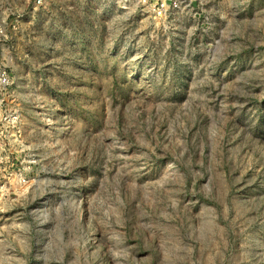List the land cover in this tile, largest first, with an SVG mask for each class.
I'll return each mask as SVG.
<instances>
[{"label": "rangeland", "instance_id": "rangeland-1", "mask_svg": "<svg viewBox=\"0 0 264 264\" xmlns=\"http://www.w3.org/2000/svg\"><path fill=\"white\" fill-rule=\"evenodd\" d=\"M0 264H264V0H0Z\"/></svg>", "mask_w": 264, "mask_h": 264}, {"label": "built area", "instance_id": "built-area-1", "mask_svg": "<svg viewBox=\"0 0 264 264\" xmlns=\"http://www.w3.org/2000/svg\"><path fill=\"white\" fill-rule=\"evenodd\" d=\"M43 0H36V3L40 5ZM127 0H120V2H126ZM136 3L139 9L146 14L155 16L156 18H162L167 12L174 10L178 7L180 0H132ZM1 82H5L2 79Z\"/></svg>", "mask_w": 264, "mask_h": 264}]
</instances>
